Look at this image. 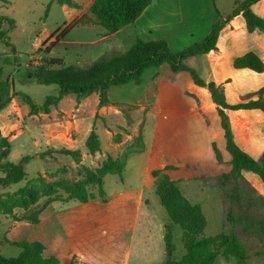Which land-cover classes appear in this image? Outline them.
<instances>
[{
  "label": "rangeland",
  "instance_id": "rangeland-1",
  "mask_svg": "<svg viewBox=\"0 0 264 264\" xmlns=\"http://www.w3.org/2000/svg\"><path fill=\"white\" fill-rule=\"evenodd\" d=\"M74 1L79 7H69L54 0H0V16L12 20H3L0 25L4 31L3 38H0V79L9 84L12 93L10 101L0 109V136L9 140L7 160L16 162L24 155L30 156L25 164L26 177L0 187V196L13 194L21 186L40 181L80 179L84 175V166L93 168L106 156L104 147L88 153L78 128L68 126L65 129L58 124L79 116L74 115V106L57 112L51 111L57 108L52 106L48 114L29 113L26 103L17 94H28L38 105L46 96L56 94V84L38 81L36 68L45 63L47 56L59 57L64 64L82 67L130 46L118 35L102 38L100 25L72 26L52 45L66 24L87 13L90 0ZM221 2L226 5V10L233 6V0H218L219 4ZM195 56L203 57L202 54ZM198 62L202 63L184 60L186 65L191 64L189 66L200 65ZM172 75L173 71L165 62L145 69L139 82L110 86L107 104L115 108L109 117L98 108V100L94 103L96 95L98 99L96 92L81 97L86 109L95 108L97 112L94 118L91 115L77 118L83 132L95 128L102 137L104 127L111 128L115 131L112 132L113 141L127 137L121 146L123 151L137 147V137L141 134L144 150L127 155L121 176H104L106 200L100 196L85 202L55 200L49 204L51 210L40 215L37 223L22 218L28 211L17 207L13 214L2 215L0 254L17 255L20 248L14 241L38 240L46 247V255L62 256L69 249L76 251L84 260L82 262L81 256H77L78 264H163L167 226L175 246L173 258L178 260L184 252L182 229L169 219L161 205L154 189L159 177L146 169L148 165L153 168H161L163 164L181 166L168 175L178 178L182 193L191 202L202 206L207 222L203 230L205 236L229 230L225 213L230 206L234 214L247 211L256 223L264 220V200L257 192L241 181L242 200L231 204L228 193L233 181L229 179L223 183L217 178L230 170L231 156L225 148L223 129L216 112H206L207 123L202 121L201 115L193 113L194 109L200 110V106L208 104L209 93L200 95L193 90L195 84L188 70H180V76L174 79ZM158 80H161L158 94L149 93L148 104V88H154ZM222 89L226 97L223 85ZM142 105L145 111L137 112ZM134 121H142V126L129 138ZM212 143L220 153V160L215 158ZM62 147L79 149L80 158L75 160L54 151ZM185 163L194 166L183 168ZM139 195H142L141 202H137ZM44 201L45 197H41L34 208H39ZM233 229L247 248L249 264H264V231H251L242 224ZM256 251L260 254H255ZM213 264L237 263L232 257L218 256Z\"/></svg>",
  "mask_w": 264,
  "mask_h": 264
},
{
  "label": "trees",
  "instance_id": "trees-1",
  "mask_svg": "<svg viewBox=\"0 0 264 264\" xmlns=\"http://www.w3.org/2000/svg\"><path fill=\"white\" fill-rule=\"evenodd\" d=\"M59 4L77 8L78 3L74 0H54ZM152 0H92L87 13L74 18L66 24L57 34L52 45L61 39L65 33L75 25H100L106 34L113 33L124 25L134 21L143 9ZM257 0H235L231 12L225 16L219 14L210 28L208 34L200 41L193 43L179 51H173L167 41L163 38L136 37L134 42L124 51L110 55L101 56L86 66H75L64 64L59 57H48L45 63L36 68L38 81L43 84H56L57 92L45 97L43 103L38 105L32 98L23 92L18 96L26 103L29 113L50 111L56 107L58 102L69 95H74L76 100L93 92L98 94V106L108 103V89L110 86L125 84L128 82H139L143 71L149 67L168 63L172 71L188 70L195 84L207 88L212 101L216 105L219 123L223 129L225 148L229 152L230 170L217 176L218 180L225 183L233 181L228 197L231 204H237L242 200L240 182L244 181L252 190L255 189L243 177L241 170L247 169L256 173L264 184V153L258 158L252 157L241 149L233 139V133L229 124L225 109L258 108L264 112V86L246 94L244 101L228 103L222 89V84L213 80L205 81L196 70L184 63V60L195 54L207 53L216 49V40L223 26L237 14H241L249 31L259 29L264 36V18L260 17L251 9V4ZM3 20L12 22L11 19L0 16V25ZM4 31L0 29V38ZM50 45V46H52ZM233 67L249 68L255 72L264 69L262 59L253 51H247L233 59ZM256 95L255 97H252ZM12 93L9 84L0 79V109L4 108L10 101ZM129 121V117L127 115ZM122 128V127H121ZM117 140V139H116ZM137 147L126 149L120 156H112L107 153L102 161L95 167L84 166L82 178L71 180L67 178L55 179L51 182L40 181L31 185L19 187L13 194L0 196V218L2 215L13 214L14 208L28 211L22 218L32 223L39 221V214L52 201L60 200L67 202L71 199L85 202L100 196L105 200L103 178L106 174L122 175L125 167V159L129 153L143 149L142 135L137 137ZM83 145L88 153H94L100 149V139L92 128L86 135ZM212 148L215 158L220 160V153L214 143ZM72 157L80 158L79 149L62 147L54 150ZM9 153V140L0 136V187L18 182L27 175L25 164L30 159L29 155L22 156L18 161L7 160ZM172 168L165 165L161 169L152 171L153 176H159L164 169ZM95 189V190H94ZM161 205L165 208L169 219L182 229L181 241L184 248L183 254L178 260L173 258L175 246L169 228L166 226L164 234L165 260L163 264H213L218 256L225 259L232 257L237 264H249V254L245 244L236 235L233 227L242 224L251 231H264V220L256 223L249 212L242 211L234 214L231 206L225 213V219L230 225L227 232H219L214 235L205 236L203 230L206 226V218L199 203L191 202L181 191L175 180L167 174H161L155 185ZM262 200L264 197L258 194ZM41 197L45 201L39 208H34ZM20 251L15 256H4L0 254V264H78L75 255L60 260L53 254L44 253L45 246L38 240L14 241ZM255 254H260L256 251Z\"/></svg>",
  "mask_w": 264,
  "mask_h": 264
},
{
  "label": "crops",
  "instance_id": "crops-1",
  "mask_svg": "<svg viewBox=\"0 0 264 264\" xmlns=\"http://www.w3.org/2000/svg\"><path fill=\"white\" fill-rule=\"evenodd\" d=\"M234 1L235 0H233L232 3L233 6H230L229 9L226 10V5L222 2L219 4L218 0H152L134 21L124 25L113 33L106 34L105 30L103 31L102 29L101 37L104 38L110 35H118L121 40L130 43L129 45H131L138 36L142 38H163L167 41L169 47L173 51H179L193 43L202 40L210 31L211 26L216 21L219 14L225 16L231 12L232 8L234 7ZM91 2L92 0H90L89 5ZM251 9L254 13L264 18V0H257L253 2L251 4ZM247 51L255 52L264 63L263 33L259 29L249 31L246 27L243 16L241 14H237L234 15L219 31V35L216 40V49H212L207 53H202L203 57H196L195 55L189 56L185 59V61H201L202 63L198 62L200 65L193 64V66L190 67H194L196 72H198L200 77L205 81L213 80L216 83L222 84L226 88V101L233 104L244 100L242 97H244L246 94L257 90L261 86H264V69L261 72H255L249 68L233 67V59ZM189 65L187 64V66ZM179 71H173V79L177 76H180ZM157 75L160 77L159 72ZM160 81L161 80L157 81L154 88L149 86L148 92L146 93L148 104L150 103V100L148 99L149 93L154 95L158 94L157 87ZM200 87L201 86L195 84L193 90L198 91V93L200 92V95H202V92L203 94H207V88L203 86L202 88ZM185 91L186 90H183V92ZM191 97L193 96L191 95ZM93 100L94 103H97V95ZM197 101L199 102V100ZM71 106H74L72 108V110L75 112L74 115H79L78 117L81 119H83L85 115H91L94 118L97 113L95 108L86 109L81 98L77 101L75 97L71 95L62 98L58 102L57 108H53L51 111L57 112L58 110H63L65 107ZM98 108H101V110L105 112V117H109L114 113L115 106L105 104L100 107L98 106ZM143 109L145 111L144 105L137 108L136 111L140 112L143 111ZM207 111H214L217 114L216 105L212 101L211 97L209 98L208 104L206 106H200V110L194 109L193 113L201 115L202 121L207 123ZM225 112L228 116L231 131L233 133V139L236 144L252 157L258 158L262 153H264V112L258 108L225 109ZM80 114H83V116ZM77 118L71 121L68 120L67 122H58V124L64 126L65 129L68 126L78 128L80 135L84 140L92 128H88L85 130V132H83V130L79 128L80 125L77 121ZM129 122L131 123L130 117ZM133 123L134 124L131 129V134L128 135L129 138L137 134L139 127L141 128L142 126V121L138 123L134 121ZM136 123L138 127H136ZM95 131L97 132L96 129ZM112 132L115 131L111 130V128L104 127L102 137L98 132L97 134L101 143L100 149L102 150L104 147L106 149L104 152L105 154L109 153L112 156L117 157L124 152L121 146L125 143L127 137L123 140L113 141ZM144 147L142 150L137 152L143 151ZM165 165H171L172 168L162 170L161 174L168 175L171 170L181 167L177 164H163L161 168H163ZM190 166L194 165H190L188 163L182 165L183 168H189ZM161 168H153L149 165L146 167L147 170H150L151 174L153 170ZM241 173L248 183L255 189V191L264 197V184L260 177L256 173L247 169H242ZM161 174L156 177L160 178ZM170 179L175 180L179 186L180 181L178 178ZM141 201L142 195H139L137 197V202ZM50 210L51 205H48L45 209H43L39 214V220L40 215L44 214V212H49ZM71 254L75 255V259L77 256H81L76 251L69 249L62 256L57 257L60 260H63L65 257L70 256ZM80 258L83 262L84 260L82 256Z\"/></svg>",
  "mask_w": 264,
  "mask_h": 264
},
{
  "label": "built area",
  "instance_id": "built-area-1",
  "mask_svg": "<svg viewBox=\"0 0 264 264\" xmlns=\"http://www.w3.org/2000/svg\"><path fill=\"white\" fill-rule=\"evenodd\" d=\"M39 44V43H38Z\"/></svg>",
  "mask_w": 264,
  "mask_h": 264
}]
</instances>
